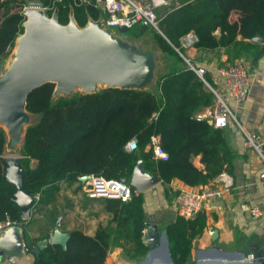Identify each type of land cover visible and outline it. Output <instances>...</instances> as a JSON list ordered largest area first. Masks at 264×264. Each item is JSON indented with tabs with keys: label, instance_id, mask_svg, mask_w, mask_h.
I'll return each instance as SVG.
<instances>
[{
	"label": "trees",
	"instance_id": "obj_1",
	"mask_svg": "<svg viewBox=\"0 0 264 264\" xmlns=\"http://www.w3.org/2000/svg\"><path fill=\"white\" fill-rule=\"evenodd\" d=\"M48 16L57 11L61 25L70 15L83 27L89 20L105 16L96 0H37ZM177 5L157 10L158 28L150 31L161 49L182 58L173 46H179L184 35L193 32L199 49L224 48L238 58L255 51L254 38L264 36V0H175ZM25 0H0V57H7L16 38L24 31ZM166 14L161 15L162 11ZM247 41V42H245ZM260 45V44H259ZM264 46V45H263ZM259 53H254L256 58ZM232 61V60H231ZM184 63V61L182 60ZM235 63V62H234ZM212 86L211 79L204 74ZM55 83L46 82L28 93L25 108L37 115V121L26 128L20 148L24 167L22 187L34 199L32 213H42L54 227L58 218L54 205L61 182H77L80 177L130 180L138 161L143 170L157 177L165 196H176L169 187L178 179L189 187L204 185L232 166L233 152L228 145L226 129L217 128L196 113L214 102L212 91L197 74L186 67L171 71L158 79L159 94L149 90L103 87L94 92L73 93L53 98ZM231 123V122H230ZM157 136L166 159L155 158L151 138ZM136 138L137 149L127 151L126 144ZM5 135L0 129V221L23 222L19 206L12 199L16 186L6 177L2 156ZM200 156L203 168L193 164ZM31 160L35 164L30 165ZM128 200L101 197L104 208L112 215V226H99L94 235L80 229L68 232L64 245L48 242L34 255L32 264H104L111 246L123 242L133 260H143L149 252L142 241L146 216L142 192L131 186ZM200 212L191 218L177 215L165 226L170 257L174 264H188L192 238L198 232ZM54 230V228H53ZM49 239V233L40 239ZM32 245L26 244V252Z\"/></svg>",
	"mask_w": 264,
	"mask_h": 264
},
{
	"label": "crops",
	"instance_id": "obj_2",
	"mask_svg": "<svg viewBox=\"0 0 264 264\" xmlns=\"http://www.w3.org/2000/svg\"><path fill=\"white\" fill-rule=\"evenodd\" d=\"M25 1L29 2L28 0ZM91 22L97 21L89 20L83 27H79L82 29ZM148 28L143 22L134 28L136 29V35L133 36L135 40H138L136 43L139 44L137 47L140 49L141 55H145L141 60L146 64L141 66L144 65L146 70L139 79L132 78L134 84L129 85V87L149 90L159 94L158 79L166 73L182 69L185 66V62H182L184 57L195 66L205 69V74L211 79L212 86L208 84L222 95L237 121V123L231 122L224 127L228 145L233 152L232 166L227 172L232 178V186L222 197L203 201L200 212L201 220L198 232L191 241L192 247L188 264H196L201 259H215L222 256L235 257L238 254L253 255V260H262L264 259V183L259 177L262 163L257 153L244 145L245 139L241 129L257 133L260 141H264V46L261 42L255 41L254 38L252 39L253 42L258 43V46L254 47L255 51L249 53L246 49L240 57L234 59L228 57L224 48L199 49L193 46L182 49L183 57L180 56L181 60L173 54L161 51L154 37L153 40L146 39L147 37L144 38L143 34L150 31ZM109 29H114L122 34L117 28ZM150 33L152 34L151 31ZM17 39L11 53L3 58V62L1 61V66L12 59L7 67L10 69L18 60L19 45ZM145 45H148V47ZM259 52L260 55L255 58L253 54ZM146 56L149 59H146ZM234 62H242L251 76L250 90L241 106L237 105L227 94L223 85V77L219 72L222 67ZM2 78L4 77L1 74L0 80ZM94 91L97 90L80 93ZM1 94L2 89L0 88V98ZM208 107H203L196 113V116L199 117L205 114ZM21 115V119L17 123L12 124L0 112V129L3 130L5 135L2 156L6 160V174L11 170L12 158H17L15 160L16 166L22 171L24 170L21 163L23 156L20 154V148L24 141L26 128L37 121V115L28 112L26 109H22ZM18 154L22 158H19ZM10 155L14 157H10ZM192 161L196 167L203 168L200 163V156L193 157ZM30 163L33 166L35 160H31ZM140 167L142 172H145L142 161ZM212 180H209L204 185L194 186V188L202 189L214 186L216 183ZM81 182V189L78 188L79 183L77 182L59 183V190L55 195V207L57 216L61 220L57 222V218L54 221V230L44 217L43 212L34 214L31 209V219L24 225L23 229L25 246L30 243L33 247L37 243L34 242L36 238L46 233H49L50 238L54 231H58L61 234L64 243L68 232L73 229H80L85 234L94 235L99 226H115L111 222L112 215L105 210L101 200L95 199L101 197L87 192L85 181ZM165 187L166 185H162L161 181H159L142 191L146 222L155 223L159 231H164L163 244L166 240L165 226L177 216L174 197L172 196L168 199L165 196ZM169 187L172 190H179L189 186L178 179H172ZM253 207L259 208L262 214L258 217H253L250 213V209ZM126 246L127 244L124 246L122 241L111 246L104 264H143L146 257L143 260L141 258L133 260L126 253ZM33 259L34 253L32 251H25L22 256L4 253L0 259V264H32ZM152 259L154 262L159 261L158 252L156 255H152Z\"/></svg>",
	"mask_w": 264,
	"mask_h": 264
},
{
	"label": "water",
	"instance_id": "obj_3",
	"mask_svg": "<svg viewBox=\"0 0 264 264\" xmlns=\"http://www.w3.org/2000/svg\"><path fill=\"white\" fill-rule=\"evenodd\" d=\"M24 14L26 17L23 24L24 31L17 37L19 45L17 64L15 62V65L6 71V75L0 80L2 89L0 112L9 123L15 124L21 119L22 109H26V96L43 83L53 82L55 86L57 84L64 88L73 86L87 88L97 84L105 87L130 88L129 85L134 84L132 78L139 79L146 70V67L144 69L146 63L144 64L141 60L145 55H141L139 50L138 54L136 51L131 55L125 54L128 55V59L134 58L136 55L137 59H140L138 69L134 70L133 67L132 71L127 69L125 72L121 65V59L118 57L120 53L118 51L117 53L113 51L106 53L101 41L93 33L87 32L88 29H79L72 15H70L68 24L61 25L57 21L56 10L51 16H48L45 10L38 9H30ZM164 14H166L165 10L161 12V15ZM91 23L101 24L99 20ZM145 25L149 27L147 23ZM117 30L122 33L128 31L126 27H118ZM254 40L262 43V38ZM142 64L144 65L141 66ZM209 122L211 123V121ZM16 159L12 158L11 170L9 173H5V177L16 186V192L12 195V199L19 206L23 219H28L34 200L30 191L22 187L24 170L22 171L16 166ZM140 166L141 161H138L129 180L130 186L138 192H142L160 181L154 175L142 172ZM91 177V175L83 176L80 177V180L86 181ZM23 229V222H19L1 235L0 255L5 252L16 256L24 255L26 246L23 240ZM163 237L164 231H159L155 223H145L142 241L148 246L149 252L143 264H174L169 254L167 241L162 243ZM63 241L61 234L54 231L49 239L38 241L32 247V252L37 255L48 242L64 245ZM160 251L163 252V255L160 254ZM157 252L159 261L154 262L152 255H156ZM196 264H264V259L252 260L248 256L238 254L235 257L222 256L215 259H201Z\"/></svg>",
	"mask_w": 264,
	"mask_h": 264
},
{
	"label": "built area",
	"instance_id": "obj_4",
	"mask_svg": "<svg viewBox=\"0 0 264 264\" xmlns=\"http://www.w3.org/2000/svg\"><path fill=\"white\" fill-rule=\"evenodd\" d=\"M172 3L175 5L178 4L175 0H96V4L105 14V16L100 19L101 24L105 27L117 29L118 27H126L129 30L143 22L145 24L147 23L150 28L158 32H160V30L158 28L159 19L157 10L168 7ZM29 9L45 10L38 1L27 2L23 7V11L25 12ZM197 40L198 37L193 32H190L180 38L179 46H173V48L183 57L182 49L193 47ZM262 44L264 45V36L262 38ZM183 59L186 67L193 70L214 95L213 104L208 107L205 114L198 118L208 119L211 121L212 125L217 128L225 127L230 122L237 123L234 113L222 95L205 80V69L195 66L184 57ZM2 60L3 58L0 57V62ZM219 72L223 77V85L227 94L237 105H243L251 86V76L244 64L242 62L228 64L222 67ZM241 130L243 131L245 139L244 145L247 148L253 149L260 158L262 168L259 172V177L262 183H264V141H260L258 134L255 132ZM151 146L155 158H167V154L159 145V138L157 136L151 138ZM136 149L137 140L136 138H131L126 144V150L131 152ZM212 181L216 183L214 186H208L202 189H196L194 187L179 189L173 199L177 215L184 218L193 217L195 214L201 212L203 201L222 197L232 186V178L225 171L219 173ZM85 185L86 191L94 196L119 198L123 201L128 200L132 192L131 186L126 179L105 180L92 176L85 181ZM37 197V194L33 196L35 199ZM250 213L253 217H258L262 214V211L257 207H253L250 209ZM60 220L61 218L59 217L57 222ZM15 224L17 223L12 222L8 218L1 220L0 237L7 229ZM248 257L252 260L254 259L253 255H249Z\"/></svg>",
	"mask_w": 264,
	"mask_h": 264
},
{
	"label": "rangeland",
	"instance_id": "obj_5",
	"mask_svg": "<svg viewBox=\"0 0 264 264\" xmlns=\"http://www.w3.org/2000/svg\"><path fill=\"white\" fill-rule=\"evenodd\" d=\"M78 28L81 29L80 27H78ZM134 28H131L128 31L121 34V33H118L116 30L109 29L100 23H90L88 26H85L84 28H82V30L88 29L87 32L93 33L101 41V43L103 45L102 47H103V49H105L106 53L110 52V51L117 53V51H118L120 53V55H118V57H119V59H121L120 61L122 63L121 64L122 68L126 72L127 69H128V71H132L133 67H134V70L138 69L139 62H140V59H137V55L134 58L128 59V55H131L135 51L138 54V51L140 50L137 47L139 44L136 43L138 40H135V38L133 36V35H136V33H135L136 29H134ZM155 31H157V30H155ZM143 37L144 38L147 37L146 39L153 40V34H151L150 31L143 34ZM145 46L148 47V45H145ZM146 49L148 50V48H146ZM127 53H129V54L126 56L125 54H127ZM102 54H104V53H102ZM11 60H9V62L5 63L3 66H1L3 61L0 62V75L2 74V76H5L6 75L5 71H9V69L7 67L9 66ZM103 86L104 85L97 84L95 86L87 87V88L82 87V86H73V87H69V88H64V87H59V85L56 84L55 90L53 93V98L55 99L59 96H68V95H71L73 93H76V92L80 93V92H83L86 90H89V91L98 90V89H101ZM16 153H17V151H16ZM17 156L19 158H22V156L20 154H18ZM10 157H14V156L10 155ZM5 166H6V164H5ZM54 205H55V203H54ZM1 255L3 256L4 253H2Z\"/></svg>",
	"mask_w": 264,
	"mask_h": 264
},
{
	"label": "bare ground",
	"instance_id": "obj_6",
	"mask_svg": "<svg viewBox=\"0 0 264 264\" xmlns=\"http://www.w3.org/2000/svg\"><path fill=\"white\" fill-rule=\"evenodd\" d=\"M30 10V9H29ZM29 10H27V11H29ZM26 12V11H25ZM13 57V56H12ZM13 63V62H12ZM12 66V65H11ZM160 254H161V251H160ZM161 255H163V252H162V254ZM165 259V258H164ZM165 261H166V259H165Z\"/></svg>",
	"mask_w": 264,
	"mask_h": 264
}]
</instances>
